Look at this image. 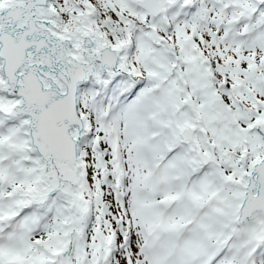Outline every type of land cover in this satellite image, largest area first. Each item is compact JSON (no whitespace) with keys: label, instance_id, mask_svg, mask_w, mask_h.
Wrapping results in <instances>:
<instances>
[{"label":"snow or ice","instance_id":"6c2138e0","mask_svg":"<svg viewBox=\"0 0 264 264\" xmlns=\"http://www.w3.org/2000/svg\"><path fill=\"white\" fill-rule=\"evenodd\" d=\"M0 264H264V0H0Z\"/></svg>","mask_w":264,"mask_h":264}]
</instances>
